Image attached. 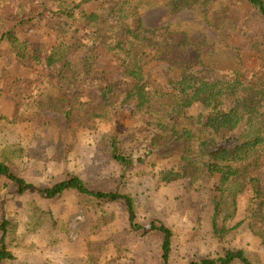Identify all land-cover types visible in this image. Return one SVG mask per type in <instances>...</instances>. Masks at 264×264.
Wrapping results in <instances>:
<instances>
[{
    "label": "rangeland",
    "instance_id": "obj_1",
    "mask_svg": "<svg viewBox=\"0 0 264 264\" xmlns=\"http://www.w3.org/2000/svg\"><path fill=\"white\" fill-rule=\"evenodd\" d=\"M116 1L0 0V155L16 153L12 172L38 188L69 176L91 188L122 187L135 198L141 225L160 220L174 231L170 264L217 260L223 249L243 250L252 262L264 264V225L250 211L251 190L239 196L229 234L217 238L211 223L213 193L198 192L187 181L167 182L165 171L178 165L174 144L150 112L138 109L137 98L123 104L132 84L113 83L129 75L132 64L119 52L92 46L91 27L82 16L104 15ZM167 1L144 0L139 24L145 30L167 28L174 38L183 32L209 39L212 72L194 68L187 74L212 78L242 67L264 76L258 60L264 17L250 3L220 0L221 15L212 17L231 34L230 42L197 9L173 13ZM67 10H75L77 21L62 14ZM61 37L82 43L68 58L75 75L67 87L62 84L65 63L47 65ZM146 74L158 83L153 89L162 90L185 76L183 69L159 62L151 63ZM109 88L107 101L103 91ZM203 111L196 105L191 115ZM114 145L132 163L128 172L113 158ZM257 174L264 191V161ZM4 220L14 256L4 264H163L159 240L132 232L123 203L86 210L74 195L54 200L35 190L21 195L16 184L1 177L0 242Z\"/></svg>",
    "mask_w": 264,
    "mask_h": 264
},
{
    "label": "trees",
    "instance_id": "obj_2",
    "mask_svg": "<svg viewBox=\"0 0 264 264\" xmlns=\"http://www.w3.org/2000/svg\"><path fill=\"white\" fill-rule=\"evenodd\" d=\"M253 6L264 17V0H243ZM167 6L173 13L180 10L197 9L205 22L220 29L225 41L231 34L214 14L221 15L224 8L220 0H169ZM144 0H118L106 14L82 13L91 27L89 43L95 48H105L123 54L132 64V71L118 78L113 84H132L125 101L137 98L138 109L143 107L155 117L154 125L165 132L174 144V156L178 165L165 171L169 183L187 181L201 193H213L212 228L215 236L223 239L229 234L228 223L238 213V198L251 190L250 211L257 223L264 225V191L258 176L264 161V76H253L242 67H233L212 78L199 74H187L189 70L201 68L210 73L208 58L209 39L180 33L177 38L167 28L145 30L139 23L138 11ZM105 9H101L103 13ZM62 14L77 21L75 10ZM221 17V16H220ZM229 20V18H223ZM129 22V23H127ZM132 22V23H131ZM138 24L136 28H133ZM231 42V41H230ZM81 42H66L61 37L47 59L48 66L65 63L62 84L67 87L75 75L68 62ZM82 44V43H81ZM234 47V50H239ZM259 66L264 69V38L259 54ZM154 62L174 69H183L184 77L168 86L155 88L146 74V68ZM91 73V70L88 71ZM120 79H124L121 83ZM112 88L103 91V97L111 100ZM204 109L197 116L191 115L192 107ZM16 153L4 150L0 155V179L5 177L18 186L21 195L31 190L47 200L58 199L66 194L78 197L84 209L103 208L104 205L123 203L128 213L129 226L135 234L157 237L163 264H170L174 248V231L157 220L149 226L138 222L136 201L122 187L116 190L91 188L78 176H69L52 187L38 188L17 177L11 170ZM112 156L122 165L124 172L132 163L123 156L117 145ZM9 221L4 220L3 238L0 242V264L14 259L8 251ZM217 260L203 259L193 264H255L243 250H222ZM90 259V258H89Z\"/></svg>",
    "mask_w": 264,
    "mask_h": 264
}]
</instances>
